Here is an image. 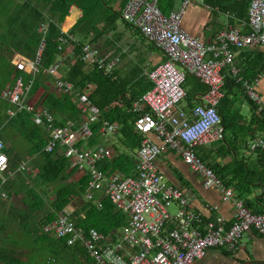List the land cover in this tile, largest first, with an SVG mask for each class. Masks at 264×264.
Wrapping results in <instances>:
<instances>
[{"label":"built area","instance_id":"1","mask_svg":"<svg viewBox=\"0 0 264 264\" xmlns=\"http://www.w3.org/2000/svg\"><path fill=\"white\" fill-rule=\"evenodd\" d=\"M189 3L190 0H183L179 8L165 15L158 0H128L121 11L123 20L139 30L165 56L147 74L153 87L132 106L137 116L135 130L143 136L139 149L132 154L135 161L132 175L99 168L101 162L114 157V151L108 145L98 144L92 148L79 145L93 135L91 125L101 116V111L87 95L78 97L83 122L77 125L70 119L59 126L47 108L29 103L27 97L33 79L26 83L23 76H18L14 84L1 94L13 105L7 111L10 118L22 111L31 113L35 122L49 135L45 150L63 155L72 168L89 176L86 200L95 201L100 207L97 197L105 195L117 210L128 215V225L117 236V241L94 228L85 231L79 227L70 208L63 209L56 220L45 226V232L66 239L69 245H82L94 264H193L205 257L211 248L237 250L243 236L252 229L264 235V212L254 213L247 208L244 201L235 196L234 188L227 186L195 152L197 146L210 145L225 138L219 112L225 87L223 70L229 67L232 75L239 76L235 48L264 47V0H251L248 20L242 23V28L228 25L211 43L203 42L184 29L182 21ZM246 28L248 31H244ZM59 41V49H63L76 38L62 30ZM43 45L42 42L35 60L17 55L13 59L16 69L35 77L39 72ZM81 58L109 74L121 60L116 50L101 54L89 43L83 45ZM59 66L57 63L44 71L54 77L57 92L70 93L73 85L59 77ZM187 75H192L207 88L190 112L180 108L187 96L184 86ZM244 87L247 96L258 105L260 112H264L257 79L244 81ZM88 88L94 90L95 85L91 83ZM118 130V125L109 121L100 126L103 136L115 135ZM156 138L181 155L185 163L201 175L205 188L218 189L223 201L234 203L235 217L229 226L220 215L216 219H206L193 207L195 193L192 189L177 187L165 179L157 165L162 148ZM249 146L251 150L264 149V138L255 137ZM0 157L3 158L0 159V174L12 175L6 145L1 138ZM25 170L29 171L30 167L21 162L15 172ZM6 180L4 176L0 184L2 198H8L3 190ZM260 192L264 197V183ZM173 202L178 205L175 213L168 209ZM210 208L218 210L216 205Z\"/></svg>","mask_w":264,"mask_h":264},{"label":"trees","instance_id":"2","mask_svg":"<svg viewBox=\"0 0 264 264\" xmlns=\"http://www.w3.org/2000/svg\"><path fill=\"white\" fill-rule=\"evenodd\" d=\"M127 1L0 0V138L6 145L10 144L3 131L8 125L27 129L29 140L33 142L32 151L34 149V152H28L31 155L29 162L38 171L35 175L32 172L27 173L26 170L15 172L23 161L9 156V171L13 174H0V184L4 176L7 178L3 190L8 195V198L0 197V264H94L79 243L69 245L66 239L45 232V226L56 220L65 208L72 209L79 227L85 231L94 228L105 236H110L113 241H117V236L128 225V215L117 210L105 195L97 197L101 202L100 207L95 201L86 200L89 176L72 168L70 161L63 155L56 151L47 152L45 147L49 135L44 127L38 125L33 115L26 111L10 118L7 111L13 105L1 96L7 87L14 84L18 76H23L26 83L33 79L28 95L29 103L47 108L55 117V124L60 126L70 119L77 122V125L83 122L78 97L87 95L91 103L101 111V116L98 122L91 125L93 135L81 141L79 145L92 148L101 144L103 135L100 126L104 121L118 125V132L105 138V143L111 145L114 151V157L98 166L108 172L119 170L126 175L134 174L135 161L132 154L139 149L143 136L135 130L137 116L132 106L153 87V83L148 79L141 63L134 64L129 71L116 67L109 74L103 69L89 65L81 58L84 44L89 43L97 48L100 41L112 42L108 35L117 30L116 24L119 21L133 28L122 18L121 11ZM250 2L251 0H204L214 13L229 14L228 23L232 26L248 20ZM117 3L120 9H116ZM158 5L161 11L168 15L175 10L176 0H158ZM72 6L78 7L82 12L81 17L68 31L76 41H70L63 49H59L61 26L70 15ZM72 22L73 19L69 17L64 27L68 28ZM134 30L141 39H145L139 30L135 27ZM116 40L120 41L119 35ZM42 42L44 45L37 75L33 77L17 70L11 62L12 57L20 54L35 60ZM113 45H116L115 41ZM125 56L126 54L122 53V57ZM239 58L240 64L236 65L240 74L235 78L231 72L226 74L223 109L220 108L219 111L225 127L221 150L230 149L237 154L238 149L231 146L232 141L228 134L240 138L243 132L254 135L262 131L260 128L249 130V127L243 130L240 121H243L244 117L239 110L235 113L234 104L238 93L244 90V81L252 82L264 72V51L243 50ZM57 63L60 65L59 77L73 85V91L70 93H56L47 86L48 82L55 80L44 70ZM239 77H242V80H239ZM192 81H196L197 85H204L192 75H187L184 86H188ZM91 83L95 85L94 90L88 88ZM206 90L207 88L202 93ZM195 96L196 93L190 90L187 92L190 103ZM254 108H257L255 104ZM259 114L262 115L261 118L255 113L252 115L248 126L262 122L264 128V116ZM257 151L260 157H264L263 148ZM6 152L10 154L8 146ZM197 155L200 157L199 153ZM209 167L227 186L235 188L237 197L244 201L247 208L254 213L264 212V197L260 192L264 183V164H251L244 157L239 158L237 155L227 166L213 164ZM29 180L35 181L41 188ZM50 190L57 193L53 200H49ZM16 196L20 199L19 205L10 201V198Z\"/></svg>","mask_w":264,"mask_h":264},{"label":"crops","instance_id":"3","mask_svg":"<svg viewBox=\"0 0 264 264\" xmlns=\"http://www.w3.org/2000/svg\"><path fill=\"white\" fill-rule=\"evenodd\" d=\"M182 2L183 0H176L175 9L179 8ZM116 5H119V3H117ZM220 14L225 13H214L213 9L206 5L204 2L190 0V3L183 17V27L187 32H189L195 37L200 38L203 42L211 43L215 39L219 31L227 28L222 27V25H219L217 27L216 20ZM81 15V10L76 6H72V8L70 9V15L66 19H68L69 17H73L74 21L71 25L68 26V28L64 27L67 21L64 22V24L61 26L62 30L68 32L72 28V25H74L77 20L81 17ZM225 15L227 16V18L230 17L229 14ZM242 23L243 22L240 21L234 27L242 28ZM228 25L231 24L228 23ZM126 29L130 30V32H133V34L138 40L132 41L129 44V50H122V52L124 51V53L127 55L131 54V52H134L132 54V57H130V60L126 63V65L131 61L135 62V64L141 63L142 67L145 68L146 73L148 74V72L152 70L154 66H156L165 59L164 53L158 48H156L147 39H141V36L135 32L134 28L126 26ZM244 31H248V29L246 28L244 29ZM253 49H261L264 51V47L252 48L250 50ZM108 51L109 50L104 52ZM235 51V65H238L240 64L239 56L243 50ZM68 52L70 51L68 50ZM122 52L120 54L117 52V54L120 55V58ZM17 55L15 54L12 57L11 62L13 65V59L17 57ZM118 67L122 68V70H125V64H121ZM223 73L226 77L227 73L230 74V68L225 67ZM232 77L235 78L234 75ZM54 82L55 81L48 82L47 86L50 90L53 89V91L57 93V91L54 89ZM205 88V85H197L196 81L190 82L188 86L185 87L186 92L190 90V92L194 94L196 93V96L194 97V100L191 101V103L186 96V98L180 104V108L190 112L191 109L199 103V98L203 94L202 92H204ZM243 89L244 90H241L238 93L236 102L234 104L235 113L239 110V113L244 117V120L240 121V125L243 130L249 127V130L260 128L262 129V131H258L254 135H250L251 133L243 132L240 135V138H235V135L231 136L228 134V138L230 139V141H232L230 142L231 146L238 149V154L235 152H231L232 150L230 149H226L224 151L221 150V141L213 142L210 145L197 146L196 152L199 153L202 160H204V162L209 166L213 164L227 166L234 161V157H236L237 155L239 158L244 157L251 164H257L259 166L264 164V157H260L258 154L259 151H257L262 148L251 150L249 146L250 142L255 137L261 136L264 138V128H262L261 125L262 122L257 125L254 124L251 127L248 126L250 124V119L254 113L259 118H261L262 115H260L259 113H262L264 116V112L259 111L258 105L247 96L245 92V87ZM257 89L262 99L264 100V72L261 73L257 78ZM40 94H42V92H40ZM224 96L220 101L219 111L220 108L223 109ZM254 104L257 106L256 109L254 108ZM221 112L223 114V111ZM155 140L162 148V151L160 152V157L158 156L157 158V165L160 171L163 173L164 177H167L169 179L168 182L180 188L192 189L195 193L193 207L197 211L201 212L206 219H216V217L219 215L223 216L227 226H229L235 217L234 203L231 201H223L221 193L218 189L205 188L201 175L192 170L191 167L187 163H185L181 155L177 154L174 150H171L167 145L163 143L162 140L157 138ZM234 194L237 197L236 190ZM212 205H216L218 207V210L211 209L210 206ZM193 264H264V235L252 229L243 236L240 241V246L237 250L233 251L226 247L211 248L208 250L205 257L197 259Z\"/></svg>","mask_w":264,"mask_h":264},{"label":"rangeland","instance_id":"4","mask_svg":"<svg viewBox=\"0 0 264 264\" xmlns=\"http://www.w3.org/2000/svg\"><path fill=\"white\" fill-rule=\"evenodd\" d=\"M116 8L120 9V6L116 5ZM66 21H67V19L65 20V22ZM216 22H217V27L219 25H222V27H224V28H226L228 26V18L225 14H220L218 16ZM116 25H118L117 30L111 32L110 35H108V37H110L112 39V42H110L111 40H109L107 42H105L103 40V41H100L99 45H97L98 47L96 46L101 54H104V53H106L104 51L111 50V49H117L118 51L117 50L116 51L120 54L122 52V50H129L128 49L129 44L132 41H135V40L138 41L136 36L133 34V32H130V30L126 29V25H124V23L122 21H119L118 24H116ZM117 35H119L120 41L116 40ZM114 41L116 42L115 46L113 45ZM122 53H124V51ZM133 53L134 52H131V54H129V55L126 54V56L124 58L121 55V60H120V63L118 64V66H120L121 64L122 65L125 64V70L129 71L130 68H132L134 66L135 62L134 63L130 62L127 65H126V63L130 60V57H132ZM27 99H28V97H27ZM3 131L5 133V137L7 138V140H9V143H10L8 145L5 144L6 149L8 146L9 152H10V154L8 153V156H13L12 158H15L19 161L21 160L23 162H26L27 165L30 167V171H27V173L32 172L33 175H35L38 171H37V169H34V167L29 162L31 160L30 159L31 155H29L28 152H34V149L32 151L33 142L29 140V137L27 134V129H25L24 127L19 129L17 127H14L13 125H8V127L6 129H4ZM3 131L1 133H3ZM109 137L110 136H103L102 140H101V144L107 145L105 143V138H109ZM108 146L112 149L111 145L108 144ZM159 157H160V155H159ZM75 177H78V176L75 175ZM165 178L167 179V181L169 180L167 177H165ZM30 182L32 184L36 185L39 189L41 188V185L39 186V184H37L35 181L31 180ZM50 192L51 193H50V199L49 200H53L57 196V193L52 192V190H50ZM10 201H13L14 203L19 205L20 199H19V197L16 196V197L10 198ZM168 209L171 213H175L178 210L177 203H175V202L171 203L169 205Z\"/></svg>","mask_w":264,"mask_h":264},{"label":"bare ground","instance_id":"5","mask_svg":"<svg viewBox=\"0 0 264 264\" xmlns=\"http://www.w3.org/2000/svg\"><path fill=\"white\" fill-rule=\"evenodd\" d=\"M71 19H73V21H74V18L73 17H70Z\"/></svg>","mask_w":264,"mask_h":264},{"label":"snow or ice","instance_id":"6","mask_svg":"<svg viewBox=\"0 0 264 264\" xmlns=\"http://www.w3.org/2000/svg\"><path fill=\"white\" fill-rule=\"evenodd\" d=\"M0 159H3L2 157H0Z\"/></svg>","mask_w":264,"mask_h":264}]
</instances>
